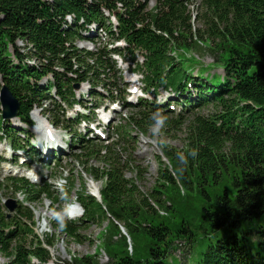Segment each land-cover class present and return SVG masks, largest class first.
<instances>
[{
	"label": "trees",
	"instance_id": "16d2710c",
	"mask_svg": "<svg viewBox=\"0 0 264 264\" xmlns=\"http://www.w3.org/2000/svg\"><path fill=\"white\" fill-rule=\"evenodd\" d=\"M148 2L0 0V87L6 85L16 97V118L26 127L35 107L50 113L54 125L77 123L80 117L65 118L62 105L78 102L76 83H86L88 93L102 96L92 90L101 87L104 98L123 100L121 71L112 53L135 64L145 90H172L182 110L219 106L214 113H195L182 123V113L176 116L160 105L124 102L131 113L115 130L129 139L131 131L144 132L155 120L169 128H185L180 149L161 145L157 175L147 189L127 177L131 153L116 150L115 142L103 146L99 165L88 163L100 154L92 139L79 155L86 157L80 159L85 173L101 182L99 200L83 183L75 189L74 179L59 191L51 183L35 185L24 177H7L5 187L22 193L24 204L17 206L14 219L0 211L2 264L49 262L53 239L47 235L43 240L30 226L29 205L42 195L66 202L71 192L83 213L56 225L76 239L86 224L104 226L102 246L108 260L102 264H264V228L256 226L264 218V0H200L195 14L187 0H155L152 7ZM91 24L104 27L110 43L125 45L78 47V40L87 39L82 31ZM201 50L222 74L209 73L205 66L193 72L194 60L183 52ZM18 131L0 113V141L6 138L14 144ZM134 170L140 178L139 165ZM225 178L231 193L224 188L212 193ZM180 188L197 194L203 204L198 216L183 210L171 224L165 215L178 211L167 195L179 194ZM65 263L101 264L95 255Z\"/></svg>",
	"mask_w": 264,
	"mask_h": 264
},
{
	"label": "rangeland",
	"instance_id": "374dc122",
	"mask_svg": "<svg viewBox=\"0 0 264 264\" xmlns=\"http://www.w3.org/2000/svg\"><path fill=\"white\" fill-rule=\"evenodd\" d=\"M155 4V0H149L148 6L152 7ZM188 8L191 10L192 14H195L200 7V0H188L187 4ZM99 44H106L108 41L107 38H100ZM20 44V42H19ZM76 45L80 48H85L89 50H94V44L89 40H78ZM183 55L187 58H191L194 60L191 63L193 68V72L196 73V69L200 66L208 67L207 71L209 73H218L222 74V68L218 65L210 66L209 64L212 62L211 56L206 53L205 50L198 51H186L183 52ZM138 58L141 59V56L138 55ZM118 65L124 71V79L127 82V88H130V85L133 83L138 84L140 87V81L138 79L139 74H131L129 73L127 65L118 58ZM209 65V66H208ZM206 72V70L204 71ZM43 79L42 81H44ZM93 88V87H92ZM94 89V88H93ZM99 89V88H97ZM89 87L86 83H82L76 89V98L79 100L80 104L84 105L86 108L84 112L89 116L95 117L97 121L99 119H103L101 121V125H104L107 121L112 124L124 123L123 117L130 113L128 110H113L112 108L117 107L118 105H112L108 107L107 111L101 112V109L94 110V105L99 101L94 96L93 92L87 93ZM140 90H138V95ZM162 94H165L164 91H161ZM144 97L151 99V94L140 93ZM167 95V94H165ZM172 95V94H171ZM136 95H132L131 97H135ZM48 106V105H46ZM65 115L68 117H72L74 112L78 111V106L67 107L64 105ZM178 106L176 107V111H178ZM192 111H185L180 121L185 123L190 117H192L195 113L201 114H211L219 110L218 105L208 104L200 109H190ZM40 115V123L41 131L43 132V128L52 125L50 123V113H41L40 111L34 109L31 112V118H35L36 115ZM174 120H176L174 118ZM13 123L19 126L17 121L13 119ZM181 123V124H182ZM54 127V125H52ZM19 128V127H18ZM40 128V127H39ZM60 129L67 134V139H69V133L73 130L72 128L60 127ZM107 128V131L110 132ZM86 127L80 124L77 128V133L82 138H90L93 137L92 134L83 133L86 131ZM111 130V129H110ZM185 128L181 126L178 129H174L173 126L170 128L165 126L164 123H160V121L155 120L149 127L146 128L144 132L139 131H131L130 135V143L124 142L122 139L119 144H117L116 150H119L122 154L127 155V153H131V158L133 160V164L130 165L132 170L126 172L127 177L135 178L134 181L136 185L141 189H147L154 184V179L157 175L158 170V161L156 156L161 152V145H169L176 149H180L184 143L185 136ZM28 134L31 135V138L38 136L35 132V128L30 127L28 129ZM27 140V139H26ZM24 140V142L26 141ZM31 139L28 137V141ZM94 143V150H98L100 154L96 152V156L92 155V157L87 159L88 163L93 165H99L100 156L102 154V149H100L103 142L94 139L91 141ZM87 142V143H91ZM83 140L73 143L72 145H66L64 151L60 153L55 158H50V160L38 161V160H30L24 155L21 156L19 153L22 152H14L12 153L11 148L9 147L7 142H3L0 144V156L9 157L12 153L14 158L12 162H0V180L6 177L9 174H21L29 178L31 181L36 179V182H51L52 185L57 188L59 191L64 185L69 183V178L75 179L74 187L75 189L80 188V184L83 183L87 191H92L90 185H95L96 188H100L101 182L91 180L89 176L85 173L84 163L82 164L81 160H84L86 157L79 155L84 152V144H87ZM124 148V150H122ZM79 155V156H77ZM81 159V160H80ZM164 159V158H163ZM14 165V167H13ZM28 166V168H24L22 166ZM134 165H139V169L141 170L140 178L136 175V170H134ZM36 177V178H35ZM35 182V181H33ZM229 190L228 180L225 178L221 181L220 184L214 185L212 187L211 192L220 191L222 189ZM169 200H173V203L176 205L175 215H165L166 221L171 224H176L177 219L181 217L180 214H183V210L186 213L195 214L198 216V213L202 206V200L197 194L191 192H184L180 188L179 194L175 192H171L167 195ZM23 194L11 191V189L6 187H0V211L5 213H10L9 219H14V216L17 215L16 209L14 211H9L5 204L8 202H14L17 204L22 203ZM65 200L61 198L59 202H54L52 197H47L42 195V197L29 205V208L32 212V222L30 226L33 227L35 233L44 240V238L49 235L53 239V244L48 246L51 259L47 264H66L65 261L71 260L73 257H79L82 255H95L99 261V263H105L108 258L105 252L104 247L102 246V237L104 226L97 225H89L86 224L80 230V236L78 239L66 236L61 232L60 228L56 225L60 220H64L67 216L65 211L62 209L64 207ZM21 205V204H20ZM23 206V205H21ZM180 212V213H179ZM256 226H261L264 228V218L258 220ZM215 237H212L214 240ZM129 249L131 248V239L128 238ZM141 242L137 243V250L141 252ZM177 254V253H176ZM33 261H36L34 258ZM5 261V258L0 255V264Z\"/></svg>",
	"mask_w": 264,
	"mask_h": 264
},
{
	"label": "water",
	"instance_id": "95a60500",
	"mask_svg": "<svg viewBox=\"0 0 264 264\" xmlns=\"http://www.w3.org/2000/svg\"><path fill=\"white\" fill-rule=\"evenodd\" d=\"M74 87L77 88L78 83H76ZM0 109L2 119H7L16 116V112L18 109V101L16 97L13 95L11 90L4 84L0 87ZM12 208L13 206L9 205V209ZM122 232L125 234L123 230Z\"/></svg>",
	"mask_w": 264,
	"mask_h": 264
},
{
	"label": "bare ground",
	"instance_id": "6f19581e",
	"mask_svg": "<svg viewBox=\"0 0 264 264\" xmlns=\"http://www.w3.org/2000/svg\"><path fill=\"white\" fill-rule=\"evenodd\" d=\"M37 131H38V128L36 129ZM39 132V131H38ZM91 186V189H92V192H94V193H98V189L99 188H96V186L93 184V185H90Z\"/></svg>",
	"mask_w": 264,
	"mask_h": 264
}]
</instances>
